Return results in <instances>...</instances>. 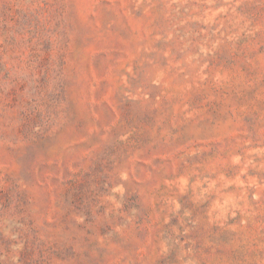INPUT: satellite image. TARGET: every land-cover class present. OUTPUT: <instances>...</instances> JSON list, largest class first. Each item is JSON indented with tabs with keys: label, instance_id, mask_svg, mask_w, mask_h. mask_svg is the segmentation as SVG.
Listing matches in <instances>:
<instances>
[{
	"label": "rangeland",
	"instance_id": "374dc122",
	"mask_svg": "<svg viewBox=\"0 0 264 264\" xmlns=\"http://www.w3.org/2000/svg\"><path fill=\"white\" fill-rule=\"evenodd\" d=\"M0 264H264V0H0Z\"/></svg>",
	"mask_w": 264,
	"mask_h": 264
}]
</instances>
